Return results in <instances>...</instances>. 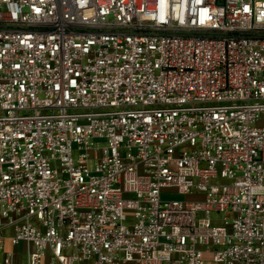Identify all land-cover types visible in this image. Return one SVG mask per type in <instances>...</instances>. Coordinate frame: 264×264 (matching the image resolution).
<instances>
[{
	"label": "built area",
	"instance_id": "built-area-1",
	"mask_svg": "<svg viewBox=\"0 0 264 264\" xmlns=\"http://www.w3.org/2000/svg\"><path fill=\"white\" fill-rule=\"evenodd\" d=\"M0 264H264V0H0Z\"/></svg>",
	"mask_w": 264,
	"mask_h": 264
},
{
	"label": "rangeland",
	"instance_id": "rangeland-1",
	"mask_svg": "<svg viewBox=\"0 0 264 264\" xmlns=\"http://www.w3.org/2000/svg\"><path fill=\"white\" fill-rule=\"evenodd\" d=\"M175 199H178V200H186V199H188V198H186L185 196H180V195H178V194H174V196H173ZM190 198V197H189Z\"/></svg>",
	"mask_w": 264,
	"mask_h": 264
}]
</instances>
